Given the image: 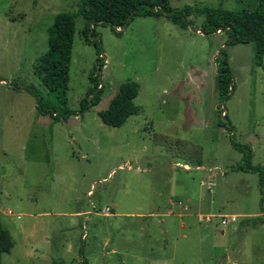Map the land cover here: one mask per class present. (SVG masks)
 Segmentation results:
<instances>
[{"label": "rangeland", "instance_id": "rangeland-1", "mask_svg": "<svg viewBox=\"0 0 264 264\" xmlns=\"http://www.w3.org/2000/svg\"><path fill=\"white\" fill-rule=\"evenodd\" d=\"M79 1L0 0V223L13 241L1 264H264L259 175L231 170L242 154L229 137L251 148V165L264 167V57L256 65L255 44L226 46L220 31H195L204 20L196 15L187 29L164 15L135 17L120 37L98 25L104 92L79 113L96 51L83 43L77 16L73 113L55 122L37 113L25 87L47 95L37 67L46 30ZM168 3L253 11L258 0ZM222 48L233 76L227 101L216 70ZM126 80L138 84L141 111L106 126L97 113ZM181 142L198 146L200 166ZM226 216L235 220L222 225Z\"/></svg>", "mask_w": 264, "mask_h": 264}, {"label": "trees", "instance_id": "trees-1", "mask_svg": "<svg viewBox=\"0 0 264 264\" xmlns=\"http://www.w3.org/2000/svg\"><path fill=\"white\" fill-rule=\"evenodd\" d=\"M164 15L172 23L182 29L192 26L188 18L192 15L204 16L199 29L202 34L209 35L220 31L226 35V46L255 44V63L263 65L264 57V0H258V5L253 11H230L222 8L213 9L202 5H187L183 8H171L168 0H80L75 12H62L54 16L51 25L47 28V50L37 58V67L41 74V85L47 90V95L42 96L35 89L25 87L36 99V111L41 116H49L55 122L66 121L73 113L67 107V93L69 83V68L71 50L75 33V20L81 16L84 25L81 38L84 44L93 45L96 51V60L88 74L90 86L83 98L79 100V113L97 105L104 92L100 82V69L103 65L101 55V41L95 28L98 25L109 26L112 33L120 37L135 17H158ZM119 28V30H117ZM216 58L218 72V88L220 100L227 101L234 87L229 69L228 56L225 49H220ZM17 90V85H12ZM138 84L126 80L119 85L118 91L110 99L106 109L97 113L100 121L109 127L122 126L128 117L141 111L134 103L138 94ZM222 110H220V114ZM227 123H223L229 132L233 127L228 121L227 114L222 116ZM232 148L242 154L240 162L231 167L232 171L245 173H258L260 184L259 206L264 217V167L251 165L252 150L246 144L235 141L234 135L229 134ZM181 149L194 165H201L200 149L188 142H181ZM13 241L7 230L0 223V264L1 255L9 252ZM81 254V251L79 252ZM81 264H86L84 260Z\"/></svg>", "mask_w": 264, "mask_h": 264}, {"label": "built area", "instance_id": "built-area-1", "mask_svg": "<svg viewBox=\"0 0 264 264\" xmlns=\"http://www.w3.org/2000/svg\"><path fill=\"white\" fill-rule=\"evenodd\" d=\"M117 30H119V28H117ZM217 33H218V31H217ZM109 210H110V208H106V212L108 213L109 212ZM207 218H209V217H207ZM235 220V218L234 217H224L223 219H221V224L222 225H225V224H230L232 221H234Z\"/></svg>", "mask_w": 264, "mask_h": 264}, {"label": "water", "instance_id": "water-1", "mask_svg": "<svg viewBox=\"0 0 264 264\" xmlns=\"http://www.w3.org/2000/svg\"><path fill=\"white\" fill-rule=\"evenodd\" d=\"M224 48H225V46H224ZM218 56H219V54H218ZM223 105H224V101L222 102V107H223ZM221 110H222L221 116H224L225 108L223 107Z\"/></svg>", "mask_w": 264, "mask_h": 264}, {"label": "crops", "instance_id": "crops-1", "mask_svg": "<svg viewBox=\"0 0 264 264\" xmlns=\"http://www.w3.org/2000/svg\"><path fill=\"white\" fill-rule=\"evenodd\" d=\"M183 167H184V166H183ZM185 167L187 168V167H188V165H185ZM170 202H171V201H169V204H171ZM112 206H113V205H111V207H112Z\"/></svg>", "mask_w": 264, "mask_h": 264}]
</instances>
